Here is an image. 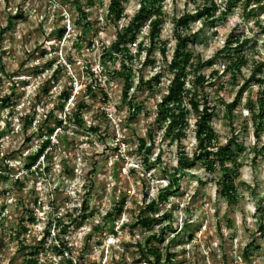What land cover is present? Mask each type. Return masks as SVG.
<instances>
[{
	"label": "clouds",
	"instance_id": "obj_1",
	"mask_svg": "<svg viewBox=\"0 0 264 264\" xmlns=\"http://www.w3.org/2000/svg\"><path fill=\"white\" fill-rule=\"evenodd\" d=\"M153 2L0 0V264H264V0Z\"/></svg>",
	"mask_w": 264,
	"mask_h": 264
},
{
	"label": "trees",
	"instance_id": "obj_2",
	"mask_svg": "<svg viewBox=\"0 0 264 264\" xmlns=\"http://www.w3.org/2000/svg\"><path fill=\"white\" fill-rule=\"evenodd\" d=\"M74 1V3H78V1L77 0H73ZM162 1L163 0H154V2H153V5H152V12H153V14H156V15H158V16H162L163 15V13L161 12V3H162ZM89 2H90V0H89ZM231 6V5H230ZM79 11H81V8H79ZM111 11H112V13H113V16L114 17H116V18H118L119 17V15L121 14V11H122V9H121V6H120V2H118V0H113V4H112V9H111ZM215 11V5H213V7L211 8V9H208V8H205L204 9V11L203 12H201V13H198V15H204V14H208L209 16H211L212 14H213V12ZM250 14L251 13H248V12H246L245 13V15L246 16H250ZM141 15H143V13H141ZM81 16H85V14L81 11ZM188 18H190V16H185L180 22H178V23H184L185 21H188L189 19ZM135 22H139V17L137 18V21H135ZM162 23V21H155V22H153V25H152V27H153V32H152V40H153V46H152V49H150L149 50V52H150V54H151V52L155 49V45H156V39H157V36H158V33H159V31H160V28H159V25ZM11 26V18H10V20H9V25H8V27H10ZM185 27H187V24L185 23ZM5 31V29H1L0 30V34H2L3 32ZM64 30H62V29H60L59 30V32H63ZM127 31H131V29H128ZM193 37H182L181 38V47L184 49V51H183V53H181V52H177V54H176V60L174 61V63H173V65H172V68L173 69H176V68H180L181 69V72L183 71V66H186V64H187V62H188V60L191 58V53H189L188 52V50H187V47H186V41L188 40V39H192ZM125 39V37H124V35L122 34L121 35V41H123ZM248 41H245V43L244 44H242V45H240V48L239 49H237V51H241V50H243L247 45H248ZM142 47V46H141ZM161 51L163 52V51H165V49L164 48H161ZM107 55V54H106ZM232 59H234V60H236L237 61V63H234L233 65H232V67L229 69L230 71H233V70H237L238 71V69H239V66H240V64H243L244 63V60H243V58H238V57H233ZM51 63V62H50ZM50 63L48 64V66H50ZM152 63H154V61H152ZM2 67V66H1ZM201 67H203V65H201ZM59 73V72H58ZM57 73V74H58ZM257 74H264V65H259L257 68H256V70H255V72H254V74H253V80H256V75ZM117 76H120V77H124L125 79H128L129 81H130V78H131V72H130V70H128V69H125V71L123 72V73H117L116 74ZM213 75H216V73H213ZM155 81L156 82H158L159 81V77H156L155 78ZM249 82H251V81H249ZM257 82H259V83H264V80H262V81H257ZM197 83L198 84H202L203 83V77H200V79L197 81ZM146 85H148V87H150L151 86V82H149V84H146ZM128 86H130V84L128 85ZM243 90L244 89H241V92L238 94V96H237V99H239L240 98V96H241V94H242V92H243ZM125 92H127V86H126V88H125ZM183 92V86H182V84H181V82H180V80H179V78L177 79V81L175 82V88H174V90H173V96L176 98V100H177V102H179V99H180V96H181V93ZM89 93L91 94V90H89ZM61 99H64V96H62L61 97ZM166 99H171V97L170 98H166ZM260 103H261V108H262V113H264V101H263V99L260 101ZM193 106L195 107L196 106V101L195 100H193ZM252 106V104H251V102H249V107H251ZM229 107V110H230V113H231V105H229L228 106ZM161 111L162 112H166L167 110L166 109H164V108H162L161 109ZM182 116H183V114H182ZM182 116L181 117H179V118H177V117H174V120H176V119H182ZM79 122V121H78ZM203 125H204V127L202 128V132L203 131H207L208 133H209V136H208V139L210 140L211 138H213V136H214V134L211 132V129H209L208 127H207V112L205 113V119H204V121H203ZM258 129H262L263 131H264V123H262L259 127H258ZM204 139V137L202 136V140ZM235 141L233 140L232 141V143H234ZM141 147L143 148V141L141 142ZM151 150H149V152H150ZM221 153L222 154H224V155H227V152H226V150L225 149H221ZM203 155H209L208 153H202ZM36 159V157H32V160L34 161ZM146 163H147V161H146ZM186 163H190L189 161H182V165L183 164H186ZM209 168H211V163L209 164ZM231 175H232V173L231 172H228L227 174H226V177L227 178H229L228 179V183H229V185H230V177H231ZM177 187H178V185H176ZM88 210V206L87 205H85V212ZM151 210H155V208L153 207ZM162 219H170V217L169 216H165V217H163ZM142 223L145 225V226H147V227H151V225L153 224V223H160V221H148V220H143L142 221ZM151 239H156L155 237H153V238H151ZM162 239H163V237L161 236L160 238H159V240L162 242ZM37 246H39V245H37ZM251 247V246H250ZM25 248V247H24ZM34 249H36V248H34ZM31 252V251H30ZM149 254L150 255H155L156 256V264H159V261H160V253H159V251L157 250V249H151L150 251H149ZM172 255L173 254H171V253H169V256H168V261H167V264H170L171 263V260H172ZM142 259H146V256L143 254V250H142ZM26 262H28L29 264H36V261L35 260H26Z\"/></svg>",
	"mask_w": 264,
	"mask_h": 264
},
{
	"label": "rangeland",
	"instance_id": "obj_3",
	"mask_svg": "<svg viewBox=\"0 0 264 264\" xmlns=\"http://www.w3.org/2000/svg\"><path fill=\"white\" fill-rule=\"evenodd\" d=\"M78 1V3H74V1L72 0V2H73V4L75 5V7L77 8V10L79 11V8H82V6H81V4H80V0H77ZM118 2H120V0H118ZM193 2H195V0H193ZM94 3V0H90V2H89V0H88V5L89 6H92V4ZM246 3H247V0H246ZM162 6H163V1H162V3H161V12H162ZM262 10H264V9H262ZM163 13V12H162ZM113 14V13H112ZM252 15H254V13H251L250 14V16H252ZM250 16H246V17H250ZM81 18L83 19L84 17L83 16H81ZM189 20H191V19H195V17H190V18H188ZM10 20V19H9ZM12 27V24H11V26L9 27V29ZM1 30V29H0ZM8 29H5V31H7ZM59 30L60 29H57V31L59 32ZM90 29H86V32L87 31H89ZM4 31V32H5ZM3 32V33H4ZM3 33L2 34H0V36H2L3 35ZM53 35H56V33H53ZM158 35H159V33H158ZM158 37V36H157ZM248 46V45H247ZM246 46V47H247ZM155 47H156V45H155ZM245 47V48H246ZM0 55H2V54H0ZM50 63V62H49ZM209 63H211V62H209ZM2 66V67H1ZM21 67H23V65L21 66ZM45 68H48V67H51V63H50V66H48V64L47 65H45L44 66ZM4 71V66L2 65V64H0V72H3ZM32 71H35V72H37V73H39L40 72V69L39 68H36V69H33ZM16 74H18V73H13V75H16ZM59 75V73L57 74V76ZM120 77V76H119ZM11 77L9 76V79H10ZM22 83V86H24V82H21ZM250 83V82H249ZM2 84H3V82L2 81H0V86H2ZM145 87H148V85H144ZM44 88L45 89H47L48 88V84H46L45 86H44ZM150 88V87H149ZM244 91V90H243ZM12 92H13V94H14V96H17V95H21L22 96V93H17V91H16V89H15V85H13V89H12ZM242 94H243V92H242ZM241 94V95H242ZM240 99V98H239ZM239 99H237V102H239ZM263 101H264V99H263ZM142 107V106H141ZM231 114V113H230ZM260 131H263L262 129H257V133L259 134V132ZM170 191V190H169ZM163 198V197H162ZM87 214V211L85 212V215ZM0 243H2V240H0ZM40 246V245H39ZM39 246H37V247H39ZM21 251H24V252H35L36 251V249H34V248H24L23 246H22V248H21ZM13 259H15V258H13ZM25 264H29L28 262H26L25 261ZM135 264H141V262L140 261H136L135 262ZM171 264V263H170Z\"/></svg>",
	"mask_w": 264,
	"mask_h": 264
},
{
	"label": "built area",
	"instance_id": "obj_4",
	"mask_svg": "<svg viewBox=\"0 0 264 264\" xmlns=\"http://www.w3.org/2000/svg\"><path fill=\"white\" fill-rule=\"evenodd\" d=\"M12 94H13V92H12ZM13 96H14V94H13ZM12 104H13L12 97L5 96V97H3L2 100H0V106L9 107ZM24 119H25V129H27V127L30 126L32 118L31 117H27V118H24ZM3 135H4V133H0V136H3ZM37 158H38V156L36 157V159ZM28 160H29V163L33 162L32 157H29ZM0 179H5V178L4 177H0ZM17 186L18 187L20 186L19 182H17Z\"/></svg>",
	"mask_w": 264,
	"mask_h": 264
}]
</instances>
